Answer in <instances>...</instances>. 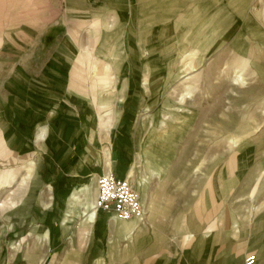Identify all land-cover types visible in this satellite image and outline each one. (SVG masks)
Segmentation results:
<instances>
[{
  "label": "rangeland",
  "instance_id": "1",
  "mask_svg": "<svg viewBox=\"0 0 264 264\" xmlns=\"http://www.w3.org/2000/svg\"><path fill=\"white\" fill-rule=\"evenodd\" d=\"M52 64L65 65V81L82 86L87 107L78 104V115L101 138L108 132L100 151L118 146L117 168L145 202L147 221L156 217L172 236L183 228L186 237L208 228L225 234L228 264L257 255L264 236V0H0V203L25 186L27 159L35 163L24 203L0 213V264L81 261L74 244L69 253L81 209H62L42 157L17 144L46 116L21 110L28 120L20 129L12 114L11 98L24 100ZM110 219L96 211L103 242ZM83 253V264H94L90 244Z\"/></svg>",
  "mask_w": 264,
  "mask_h": 264
},
{
  "label": "crops",
  "instance_id": "2",
  "mask_svg": "<svg viewBox=\"0 0 264 264\" xmlns=\"http://www.w3.org/2000/svg\"><path fill=\"white\" fill-rule=\"evenodd\" d=\"M62 64V62L59 63V65ZM59 65L52 64L50 70L46 71L28 96L23 98L24 100H20L22 99L20 96L11 98L15 105L12 114L13 116L17 114L16 117L20 116L18 122L20 129H24L23 126L28 120L21 115V110L27 109L29 111L27 115L32 114L38 120L46 116L45 119L35 124L30 137L21 133L20 129L18 130L22 137L18 138L17 134L14 136L18 138L17 144L29 145V148L34 147L33 149H36L42 157L47 167L46 179L56 199L62 202V206L64 205L62 209H81L82 218L77 233L72 234L70 247L71 250L75 246L77 252L75 257L81 260L77 264H83V252L89 244L92 248L94 264H228L229 247L225 234L221 233L217 238L210 234L205 235L204 232H191L192 235L188 238L185 234L187 231L183 228L180 229L183 233L172 236L167 234L156 217H153L155 220L151 218L147 221L148 224L143 225L138 219L125 221L111 217L109 220L110 233L107 239L103 242V239L101 240L100 236L95 234L96 217L92 223L86 222L85 214L90 210L89 208L86 211V201L92 204L94 202V193L91 191L95 182L93 178H96L97 174L113 170L123 175L117 168V163L120 161V150L117 145L114 147L109 145V147H104L103 152L100 151L101 140L108 139V132L105 131L106 134H102L103 138H101L95 133L96 131L94 132L93 123L85 122L79 117L78 104L81 110L87 107V102L83 101L85 98L82 95L83 91L79 89L82 86L77 82L71 81L70 84L69 81H65L62 69L66 66ZM78 72L73 69L71 75ZM78 99H81L82 103H78ZM17 108H20L18 113ZM14 142L16 143V140ZM34 165V161L28 158L22 177L26 180L25 186L21 188L17 186L16 190L4 197L0 203V213L17 209L24 203V197L30 192L32 185ZM87 180L90 182L85 183ZM5 201L9 204L3 205ZM142 202L146 209L143 199ZM113 219L116 223L112 226ZM65 223L67 222L62 217V224ZM42 236L47 237V233L44 232ZM37 243L38 240H35L34 248L32 246L33 249L28 254L30 260L37 256ZM104 243L105 250L103 251ZM16 246L19 247V244L13 249ZM69 253L74 252L71 250ZM256 257V264H264V236L260 240V245L257 246Z\"/></svg>",
  "mask_w": 264,
  "mask_h": 264
},
{
  "label": "built area",
  "instance_id": "3",
  "mask_svg": "<svg viewBox=\"0 0 264 264\" xmlns=\"http://www.w3.org/2000/svg\"><path fill=\"white\" fill-rule=\"evenodd\" d=\"M95 180V211L108 214L117 220L139 218L142 224H148L141 196L128 176L107 170L97 174ZM256 260V253H248L241 264H255Z\"/></svg>",
  "mask_w": 264,
  "mask_h": 264
},
{
  "label": "bare ground",
  "instance_id": "4",
  "mask_svg": "<svg viewBox=\"0 0 264 264\" xmlns=\"http://www.w3.org/2000/svg\"><path fill=\"white\" fill-rule=\"evenodd\" d=\"M196 65H197V64H196ZM196 65H195V64H192V65L188 66V69H187V70H194V69L196 68ZM236 75H237V73H236ZM236 77L240 78L241 76L237 75ZM106 159H108V155H106ZM90 202H91V201H90ZM89 208H90L89 212L85 214V215H86V222H90V223H92V222L94 221L95 217H96V214H95L96 211H95V208H94L92 202L89 203V201L87 200V201H86V211H87ZM83 214H84V213H83ZM132 219H138V220H139V218H132ZM130 220H131V219H130ZM125 221H128V220H125ZM139 221H140V220H139ZM209 232H211V228H208V231L205 232V235H207ZM191 235H192L191 233H188V234H187V237L189 238V237H191ZM188 238H187V239H188Z\"/></svg>",
  "mask_w": 264,
  "mask_h": 264
}]
</instances>
